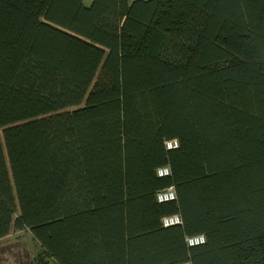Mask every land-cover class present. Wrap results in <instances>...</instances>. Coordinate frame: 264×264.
<instances>
[{
  "label": "trees",
  "instance_id": "trees-1",
  "mask_svg": "<svg viewBox=\"0 0 264 264\" xmlns=\"http://www.w3.org/2000/svg\"><path fill=\"white\" fill-rule=\"evenodd\" d=\"M11 227L23 264H264V0H0Z\"/></svg>",
  "mask_w": 264,
  "mask_h": 264
},
{
  "label": "rangeland",
  "instance_id": "rangeland-1",
  "mask_svg": "<svg viewBox=\"0 0 264 264\" xmlns=\"http://www.w3.org/2000/svg\"><path fill=\"white\" fill-rule=\"evenodd\" d=\"M18 214L16 208L14 217ZM39 251L41 246L28 229L11 227L8 234L0 238V264H23Z\"/></svg>",
  "mask_w": 264,
  "mask_h": 264
},
{
  "label": "built area",
  "instance_id": "built-area-1",
  "mask_svg": "<svg viewBox=\"0 0 264 264\" xmlns=\"http://www.w3.org/2000/svg\"><path fill=\"white\" fill-rule=\"evenodd\" d=\"M165 146L167 149H172L178 146V141L176 139L168 140L165 142ZM157 174L159 176H165L169 174V168L168 167H162L157 170ZM175 191L173 187H168L166 189L161 190L157 194V200L159 202L163 201H169L175 199ZM181 223V218L179 215H170V216H165L162 218V224L163 226H171V225H176ZM186 242L189 246L193 245H198L202 244L205 242V237L202 234L199 235H193V236H187L186 237ZM183 264H190V263H183Z\"/></svg>",
  "mask_w": 264,
  "mask_h": 264
},
{
  "label": "crops",
  "instance_id": "crops-1",
  "mask_svg": "<svg viewBox=\"0 0 264 264\" xmlns=\"http://www.w3.org/2000/svg\"><path fill=\"white\" fill-rule=\"evenodd\" d=\"M129 1H132V0H129Z\"/></svg>",
  "mask_w": 264,
  "mask_h": 264
}]
</instances>
